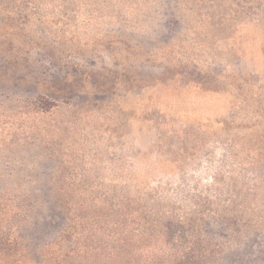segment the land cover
<instances>
[{
	"label": "rangeland",
	"instance_id": "rangeland-1",
	"mask_svg": "<svg viewBox=\"0 0 264 264\" xmlns=\"http://www.w3.org/2000/svg\"><path fill=\"white\" fill-rule=\"evenodd\" d=\"M0 264H264V0H0Z\"/></svg>",
	"mask_w": 264,
	"mask_h": 264
}]
</instances>
